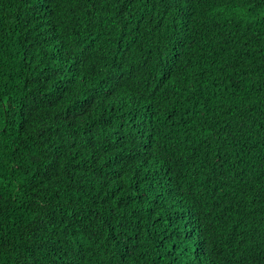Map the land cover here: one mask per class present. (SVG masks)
Wrapping results in <instances>:
<instances>
[{
  "label": "trees",
  "instance_id": "1",
  "mask_svg": "<svg viewBox=\"0 0 264 264\" xmlns=\"http://www.w3.org/2000/svg\"><path fill=\"white\" fill-rule=\"evenodd\" d=\"M0 264H264V0H0Z\"/></svg>",
  "mask_w": 264,
  "mask_h": 264
}]
</instances>
